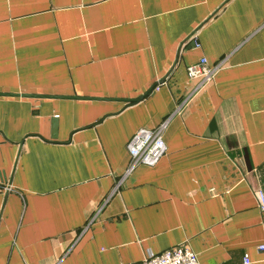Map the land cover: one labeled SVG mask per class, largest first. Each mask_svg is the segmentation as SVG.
Wrapping results in <instances>:
<instances>
[{"label": "crops", "instance_id": "1", "mask_svg": "<svg viewBox=\"0 0 264 264\" xmlns=\"http://www.w3.org/2000/svg\"><path fill=\"white\" fill-rule=\"evenodd\" d=\"M260 189L264 0H0V264H264Z\"/></svg>", "mask_w": 264, "mask_h": 264}, {"label": "built area", "instance_id": "2", "mask_svg": "<svg viewBox=\"0 0 264 264\" xmlns=\"http://www.w3.org/2000/svg\"><path fill=\"white\" fill-rule=\"evenodd\" d=\"M222 67V63L210 65L206 58H202L198 62L187 67V73L196 85L191 91V96L199 92L203 86L212 81L215 74ZM180 108L176 109L179 112ZM174 115V114H173ZM170 118L165 119L157 128H141L130 139L127 148L130 154V165L126 175L130 174L140 165L154 166L167 153V145L165 141V132L168 128ZM119 184L115 187L116 191ZM259 207L264 211V191L258 190L256 193ZM260 250H264V245L259 246ZM244 262L250 263L248 256H245ZM131 264H200L198 255L191 248L188 242H184L177 246L168 248L158 254H150L141 262Z\"/></svg>", "mask_w": 264, "mask_h": 264}, {"label": "water", "instance_id": "3", "mask_svg": "<svg viewBox=\"0 0 264 264\" xmlns=\"http://www.w3.org/2000/svg\"><path fill=\"white\" fill-rule=\"evenodd\" d=\"M163 81V80H162ZM162 81L158 82V83H161ZM158 85V84H157ZM138 101V100H137ZM54 126H56V122L54 123Z\"/></svg>", "mask_w": 264, "mask_h": 264}]
</instances>
